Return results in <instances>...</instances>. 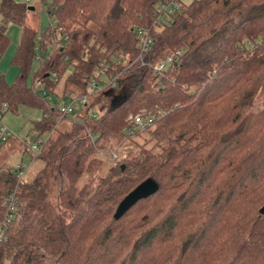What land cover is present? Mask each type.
<instances>
[{
    "label": "trees",
    "instance_id": "1",
    "mask_svg": "<svg viewBox=\"0 0 264 264\" xmlns=\"http://www.w3.org/2000/svg\"><path fill=\"white\" fill-rule=\"evenodd\" d=\"M161 1L52 0L55 22L41 31L27 2L0 0L21 27L18 75H0V115L40 109L32 127L50 132L33 177L17 182L15 165L0 166V220L7 195L18 197L0 264H264V93L253 109L264 0H181L142 53L138 29ZM10 40L0 27V54ZM105 64L103 81L115 74L116 85L59 119ZM138 113L150 120L135 128ZM148 177L158 191L115 218Z\"/></svg>",
    "mask_w": 264,
    "mask_h": 264
},
{
    "label": "rangeland",
    "instance_id": "2",
    "mask_svg": "<svg viewBox=\"0 0 264 264\" xmlns=\"http://www.w3.org/2000/svg\"><path fill=\"white\" fill-rule=\"evenodd\" d=\"M27 2L29 7H34L29 11V22L38 27L41 31L50 23H54L55 19L47 12L46 6L52 0H18ZM184 3H190L192 0H182ZM0 27L4 29L9 37L10 44L8 48L0 54V75L4 74L5 79L8 82L14 81L19 72V67L11 63L15 48L21 37V27L17 24L9 22L0 13ZM221 34L209 43V47L216 46L222 39ZM141 54V53H140ZM72 66H70V69ZM72 70V69H71ZM104 79V76H102ZM264 93V85L261 88L259 95L255 100L253 109L257 110L261 107L262 96ZM100 94H95L90 97V100L100 98ZM42 115L40 109L30 108L22 106L18 113L7 110L0 118V125H5L13 135L3 144L0 145V166L6 168L8 166L16 165L17 163H23L28 167L25 178L33 177L44 165L42 159L37 158L35 153L31 150L30 145L34 142L45 141L50 132L41 133L38 129L32 127V120L39 118ZM73 114H68V119ZM65 121V119H64ZM63 121V122H64ZM121 147H116L112 152L113 157L120 156ZM62 178H60V181ZM54 196H58V191L54 192ZM5 213V211H4ZM17 215V214H16ZM4 216V214H3ZM3 218V217H2ZM1 218V219H2ZM9 227V226H8Z\"/></svg>",
    "mask_w": 264,
    "mask_h": 264
},
{
    "label": "built area",
    "instance_id": "3",
    "mask_svg": "<svg viewBox=\"0 0 264 264\" xmlns=\"http://www.w3.org/2000/svg\"><path fill=\"white\" fill-rule=\"evenodd\" d=\"M181 6V0H163L158 3L154 20L150 27H139L138 29V37H139V45L142 53L146 52L151 44V30L154 29L156 31H161L165 27V23L172 16V14L178 10ZM65 36V35H64ZM141 53V54H142ZM140 54V56H141ZM172 60V55H168L166 59L160 60L153 65L154 70L157 73H160L165 67L167 62ZM131 64V63H129ZM108 64H105L102 68H100L96 72V76L92 77L87 84V90L83 94L70 97L65 103L61 105V112L59 115V119L63 118L65 115L73 113L77 108L81 106H85L90 102V97L108 87L115 86L117 83V75L111 74L110 77H107L105 81H103L102 76L105 74ZM50 97V96H48ZM3 110L6 108V104L2 106ZM1 118V115H0ZM150 119H145L142 113L136 114L132 118L133 126L136 127H144L149 123ZM13 133L9 130L5 125H0V145L5 143ZM31 150L38 155L42 148V142H34L30 145ZM17 172V182L21 181L24 178V175L28 169L26 165L23 163H17L15 165ZM18 209V197L17 194L11 192L7 195L5 201V213L3 218L0 220V244L3 243L7 239L8 226L11 223L12 219L16 217Z\"/></svg>",
    "mask_w": 264,
    "mask_h": 264
},
{
    "label": "water",
    "instance_id": "4",
    "mask_svg": "<svg viewBox=\"0 0 264 264\" xmlns=\"http://www.w3.org/2000/svg\"><path fill=\"white\" fill-rule=\"evenodd\" d=\"M124 167V165H123ZM159 189V183L152 177H148L141 181L136 187L128 192L124 198L119 202L114 216L120 218L131 206H133L138 200L145 198ZM260 213L264 214V205L260 208Z\"/></svg>",
    "mask_w": 264,
    "mask_h": 264
},
{
    "label": "crops",
    "instance_id": "5",
    "mask_svg": "<svg viewBox=\"0 0 264 264\" xmlns=\"http://www.w3.org/2000/svg\"><path fill=\"white\" fill-rule=\"evenodd\" d=\"M30 9H34V7H30Z\"/></svg>",
    "mask_w": 264,
    "mask_h": 264
}]
</instances>
